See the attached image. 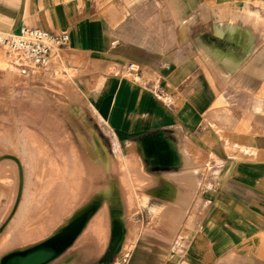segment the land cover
Masks as SVG:
<instances>
[{
	"label": "crops",
	"instance_id": "0c3cea01",
	"mask_svg": "<svg viewBox=\"0 0 264 264\" xmlns=\"http://www.w3.org/2000/svg\"><path fill=\"white\" fill-rule=\"evenodd\" d=\"M23 27L70 35L49 69L84 87L88 143L142 168L112 264H264V0H0V31ZM155 136L172 164L143 157Z\"/></svg>",
	"mask_w": 264,
	"mask_h": 264
},
{
	"label": "rangeland",
	"instance_id": "374dc122",
	"mask_svg": "<svg viewBox=\"0 0 264 264\" xmlns=\"http://www.w3.org/2000/svg\"><path fill=\"white\" fill-rule=\"evenodd\" d=\"M75 77L71 69L22 68L0 46V256L42 243L99 197L82 234L54 262L98 264L112 241V191H120L129 225L148 211L135 160L114 158L105 144L100 160L86 149L98 127ZM158 211H150L152 222L164 218Z\"/></svg>",
	"mask_w": 264,
	"mask_h": 264
},
{
	"label": "bare ground",
	"instance_id": "6f19581e",
	"mask_svg": "<svg viewBox=\"0 0 264 264\" xmlns=\"http://www.w3.org/2000/svg\"><path fill=\"white\" fill-rule=\"evenodd\" d=\"M94 141L96 143L97 148H99L100 151L102 152V155L108 156V151H107L106 147L104 146V144L102 142L98 141L96 138L94 139ZM85 146H86V149H87V147L89 148L88 151L93 157L98 158L99 160L101 159L100 158L101 153L98 150H97V154H96L95 150L90 146L89 143H85ZM140 146H141V152H142L143 157L149 158L153 163L162 164V165L173 163L174 154H173V151L171 149V146L166 142H162L161 136H155V137L145 139L140 143ZM98 155H99V157H98ZM100 163H102V161H100ZM107 201H108V204L110 206V219H111V224H112L111 225L112 226V228H111V230H112V241H111V245H110V251L106 255H109L111 257L114 255V253H116L117 251H121V249H122V242H123V239L125 237V231H124V227L122 226V225H124V223L119 221V219H120V216H122L121 214H123L124 217H125V214H124V203H123L122 195L120 194V191L113 190L111 193V196L109 197V199H107ZM100 203H101V200L99 197H96L93 199V201L88 202V204L83 206V208L77 214H75L73 216V218L71 217L72 219L70 218V221L67 222V224H65L64 228L60 229L58 232H56L54 235H52L51 237H49L45 241L51 239L52 237H54L55 235H57L61 231L66 230L68 228H71L73 225H76L81 220L87 218V222H86V225L84 227V229H85L90 218H91V216H93V214L96 213L97 209L99 208ZM84 229H83V231H84ZM45 241H43V242H45ZM37 245H39V244H37ZM4 257H2L0 259V264H1V261ZM54 262H52V263H54ZM59 264H61V263H59ZM62 264H64V263H62ZM69 264H72V263H69Z\"/></svg>",
	"mask_w": 264,
	"mask_h": 264
},
{
	"label": "built area",
	"instance_id": "2783aa9c",
	"mask_svg": "<svg viewBox=\"0 0 264 264\" xmlns=\"http://www.w3.org/2000/svg\"><path fill=\"white\" fill-rule=\"evenodd\" d=\"M70 42L68 33L54 34L44 29L23 27L19 32L0 31V46L4 47L22 68L48 70L56 51ZM116 42L112 43L115 46ZM130 72H137L138 66L130 64Z\"/></svg>",
	"mask_w": 264,
	"mask_h": 264
},
{
	"label": "water",
	"instance_id": "95a60500",
	"mask_svg": "<svg viewBox=\"0 0 264 264\" xmlns=\"http://www.w3.org/2000/svg\"><path fill=\"white\" fill-rule=\"evenodd\" d=\"M86 222L87 218L39 245L13 251L2 259L1 264H52L72 246L82 233ZM115 257L116 255H106L98 264H112Z\"/></svg>",
	"mask_w": 264,
	"mask_h": 264
},
{
	"label": "flooded vegetation",
	"instance_id": "af4514ba",
	"mask_svg": "<svg viewBox=\"0 0 264 264\" xmlns=\"http://www.w3.org/2000/svg\"><path fill=\"white\" fill-rule=\"evenodd\" d=\"M172 149V148H171Z\"/></svg>",
	"mask_w": 264,
	"mask_h": 264
}]
</instances>
